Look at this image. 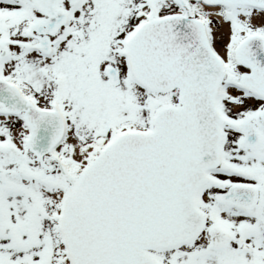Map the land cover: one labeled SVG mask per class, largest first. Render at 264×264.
Segmentation results:
<instances>
[{"label": "snow or ice", "instance_id": "snow-or-ice-1", "mask_svg": "<svg viewBox=\"0 0 264 264\" xmlns=\"http://www.w3.org/2000/svg\"><path fill=\"white\" fill-rule=\"evenodd\" d=\"M0 264H264V0H0Z\"/></svg>", "mask_w": 264, "mask_h": 264}]
</instances>
